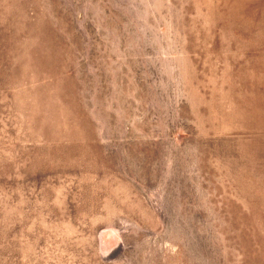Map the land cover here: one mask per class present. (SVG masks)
<instances>
[{
  "label": "rangeland",
  "instance_id": "rangeland-1",
  "mask_svg": "<svg viewBox=\"0 0 264 264\" xmlns=\"http://www.w3.org/2000/svg\"><path fill=\"white\" fill-rule=\"evenodd\" d=\"M0 264H264V0H0Z\"/></svg>",
  "mask_w": 264,
  "mask_h": 264
}]
</instances>
